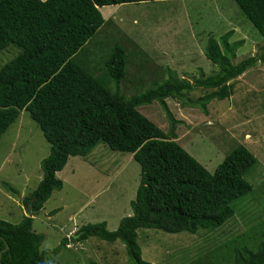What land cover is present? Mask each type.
Masks as SVG:
<instances>
[{
	"label": "trees",
	"instance_id": "obj_1",
	"mask_svg": "<svg viewBox=\"0 0 264 264\" xmlns=\"http://www.w3.org/2000/svg\"><path fill=\"white\" fill-rule=\"evenodd\" d=\"M144 1L155 0H0V52L10 44L19 48L0 67V136L26 110L49 143V152L40 161L41 179L22 199L30 213L17 223L0 218V264H57L47 261V254L91 236L121 241L129 264H153L141 257L139 229L192 234L215 229L234 215V203L252 192L244 173L256 162L254 154L239 146L210 172L175 140V124L182 120L174 117L166 99L174 97L182 107L207 113L211 100L232 95L233 79L264 63V0H234L262 37L254 54L235 62L243 40L230 41L234 30L210 35L204 56L216 67L213 73L190 81L167 66L161 82L126 96L83 66L76 54L103 25L99 7ZM126 53L115 44L104 61L105 76L117 84L126 74ZM196 88L210 91L193 99L188 93ZM153 101L168 119L167 132L137 109ZM100 143L131 152L140 166L130 200L132 213L120 218L113 230L104 220L86 223L71 239L63 237L55 247L41 250L44 235L32 229L33 215L54 190L62 189L57 173L69 157H85ZM5 244L8 249L3 251ZM235 261L264 264V239L256 249H237Z\"/></svg>",
	"mask_w": 264,
	"mask_h": 264
},
{
	"label": "rangeland",
	"instance_id": "obj_2",
	"mask_svg": "<svg viewBox=\"0 0 264 264\" xmlns=\"http://www.w3.org/2000/svg\"><path fill=\"white\" fill-rule=\"evenodd\" d=\"M233 10L198 15L194 5L164 0L106 5L99 8L103 25L76 54V59L108 86L130 96L167 77L165 67L192 81L211 74L216 67L204 56L207 37H218L229 29L230 41L242 39L234 61L256 52L262 37L234 0ZM201 5L198 4L197 8ZM218 7V8H217ZM115 44L124 47L125 77L117 84L105 76L104 61ZM19 48L10 44L0 52V67ZM233 93L213 99L207 113L182 107L174 97L166 99L176 119L175 140L196 160L213 172L224 156L239 146L249 149L256 162L244 177L253 190L234 203L235 213L215 229L168 233L160 229L138 230L141 257L153 264H237V249H256L264 239V63H257L231 81ZM210 90L196 88L188 93L195 99ZM161 130L169 131L168 119L158 101L137 107ZM49 152L37 123L22 110L0 136V218L12 223L28 215L20 196L29 195L42 176L40 161ZM63 187L54 190L42 209L33 215L32 229L44 235L41 250L58 245L86 223L106 221L109 230L120 218L132 213L140 166L131 152L111 150L98 144L87 156L69 157L57 173ZM12 189V190H11ZM26 208V209H25ZM23 211V213H22ZM57 264H129L124 244L91 236L84 242L70 241L57 254H47Z\"/></svg>",
	"mask_w": 264,
	"mask_h": 264
},
{
	"label": "crops",
	"instance_id": "obj_3",
	"mask_svg": "<svg viewBox=\"0 0 264 264\" xmlns=\"http://www.w3.org/2000/svg\"><path fill=\"white\" fill-rule=\"evenodd\" d=\"M164 1L165 2L177 1V2H180L183 5H185L186 3L190 4V5H194L196 3V6H194V7H196L195 11L197 12V14L198 15H202V16L206 15L207 17H209V15L216 14L215 11H213L211 8H209L210 6L211 7L218 6L221 11H222L223 8H226L227 12H229V8L230 7H231L232 10L234 8L232 3H231V0H164ZM198 4L201 5L199 8H197ZM25 196H27V195H22L20 197L23 199V197H25ZM21 204H22V201H21ZM22 213H23V211H22Z\"/></svg>",
	"mask_w": 264,
	"mask_h": 264
},
{
	"label": "water",
	"instance_id": "obj_4",
	"mask_svg": "<svg viewBox=\"0 0 264 264\" xmlns=\"http://www.w3.org/2000/svg\"><path fill=\"white\" fill-rule=\"evenodd\" d=\"M27 211H28V213H30V207H29V206H28V210H27ZM7 249H8V245L5 244V248L3 249V251H4V250H7Z\"/></svg>",
	"mask_w": 264,
	"mask_h": 264
}]
</instances>
